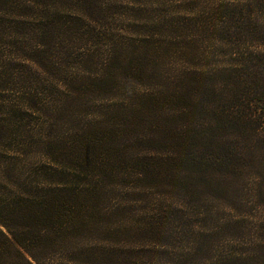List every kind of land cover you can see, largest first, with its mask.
Instances as JSON below:
<instances>
[{"label":"trees","instance_id":"16d2710c","mask_svg":"<svg viewBox=\"0 0 264 264\" xmlns=\"http://www.w3.org/2000/svg\"><path fill=\"white\" fill-rule=\"evenodd\" d=\"M262 215L264 0H0V264H264Z\"/></svg>","mask_w":264,"mask_h":264},{"label":"rangeland","instance_id":"374dc122","mask_svg":"<svg viewBox=\"0 0 264 264\" xmlns=\"http://www.w3.org/2000/svg\"><path fill=\"white\" fill-rule=\"evenodd\" d=\"M253 1L254 0H245L247 3H251ZM227 216L228 215L220 216L219 219L223 221L225 218H227ZM262 217H264V215H262ZM244 220H246L245 225L242 227V229L237 230L238 232H235L236 236L238 237V244L247 243L256 237L264 239V222L260 225L256 218H245ZM218 235H221L219 240L227 238L224 236V234L222 235L221 233H218Z\"/></svg>","mask_w":264,"mask_h":264}]
</instances>
